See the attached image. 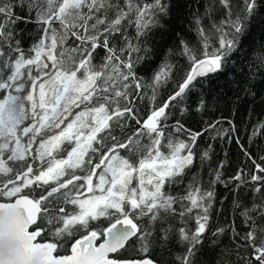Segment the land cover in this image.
Segmentation results:
<instances>
[{
    "label": "snow or ice",
    "instance_id": "6c2138e0",
    "mask_svg": "<svg viewBox=\"0 0 264 264\" xmlns=\"http://www.w3.org/2000/svg\"><path fill=\"white\" fill-rule=\"evenodd\" d=\"M173 7L0 0V264H198L209 237L219 264H264V156L257 163L235 138L254 167L225 179V162L211 168L212 145L200 149L198 140L210 131L231 140L235 126L218 129V119L193 131L182 123L207 110L208 101L193 107L189 94L225 71L264 0H205L188 20L194 39L177 31L151 75H139L160 56L153 32L167 29ZM20 24L36 26L27 47ZM255 59L264 71V49ZM177 71L175 89L157 105ZM138 100L150 105L143 118ZM262 132L264 120L252 137ZM217 184L233 195L232 219L213 226ZM241 189L251 193L247 202Z\"/></svg>",
    "mask_w": 264,
    "mask_h": 264
},
{
    "label": "trees",
    "instance_id": "16d2710c",
    "mask_svg": "<svg viewBox=\"0 0 264 264\" xmlns=\"http://www.w3.org/2000/svg\"><path fill=\"white\" fill-rule=\"evenodd\" d=\"M205 0H174L172 15L167 22V29H156L153 32V40L160 51V56L154 58V61L149 65L138 66V74L148 77L153 69L159 63L164 51L172 44L177 31L182 32L190 39H194L192 33L188 32V20L191 14L197 10L202 12ZM191 5V7H189ZM19 14V9H17ZM131 32L132 30L129 29ZM17 36L22 40L27 47L33 42L36 36V26L34 24H20ZM264 49V10H262L251 22L246 35L242 38L240 51L233 55L228 62L225 71L221 74L212 75L209 78H203L196 84L195 88L189 94L188 102L195 106L201 97L208 101L207 110L202 113L191 112L182 118V123L187 128L193 131H200L207 126L208 122L221 120L218 129H229V121L235 126L236 132L233 133V139L229 140L211 137L216 136L215 131L205 133L198 140L200 149L207 148L212 145V160L209 162L211 168H215L220 161L225 162V167L222 170L224 178L235 175L238 169H243L245 172L253 170V162L250 160L241 148L236 143L239 139L240 144L244 146L259 163V157L264 156V132L260 135L252 137L253 127L261 120H264V71L258 67L259 62L255 56L260 50ZM103 53H101L102 55ZM100 57H97L99 62ZM181 68H184V62L180 61ZM256 68V75L252 83L248 84V77L251 74L250 70ZM182 75L181 71H177L174 78L168 85L161 88L158 93L157 105L167 99L176 87V82ZM248 88L249 90H245ZM136 107L139 109V115L143 118L150 110V105L147 101H136ZM175 118H170L169 124L175 122ZM136 127L135 123L130 124V131ZM250 137L252 139L250 140ZM183 138V134L181 136ZM123 154V152H122ZM207 165L205 168L207 169ZM205 179L207 176L205 175ZM217 193V214L214 215V225L224 224L232 219L231 202L233 195L229 188L222 184L215 186ZM242 198L247 202L251 198V193L247 189H241ZM7 199V198H4ZM107 221L98 222V226L103 228ZM237 223H239L237 221ZM223 243L220 245L223 248L228 244V237L225 235ZM209 237L201 247L198 254V264H213L216 261L214 254V246L211 244ZM176 254L180 253V249L173 250ZM66 254V253H62ZM159 257V254H156ZM165 259H171L167 256ZM216 264H219L216 261Z\"/></svg>",
    "mask_w": 264,
    "mask_h": 264
},
{
    "label": "rangeland",
    "instance_id": "374dc122",
    "mask_svg": "<svg viewBox=\"0 0 264 264\" xmlns=\"http://www.w3.org/2000/svg\"><path fill=\"white\" fill-rule=\"evenodd\" d=\"M87 194V193H86Z\"/></svg>",
    "mask_w": 264,
    "mask_h": 264
}]
</instances>
